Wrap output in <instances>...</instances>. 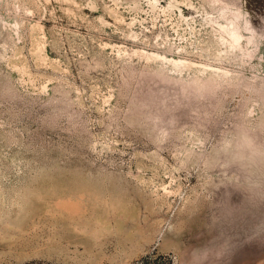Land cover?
Wrapping results in <instances>:
<instances>
[{
	"label": "rangeland",
	"instance_id": "obj_1",
	"mask_svg": "<svg viewBox=\"0 0 264 264\" xmlns=\"http://www.w3.org/2000/svg\"><path fill=\"white\" fill-rule=\"evenodd\" d=\"M0 264H264V0H0Z\"/></svg>",
	"mask_w": 264,
	"mask_h": 264
},
{
	"label": "bare ground",
	"instance_id": "obj_2",
	"mask_svg": "<svg viewBox=\"0 0 264 264\" xmlns=\"http://www.w3.org/2000/svg\"><path fill=\"white\" fill-rule=\"evenodd\" d=\"M234 36V38H236V35H233Z\"/></svg>",
	"mask_w": 264,
	"mask_h": 264
}]
</instances>
